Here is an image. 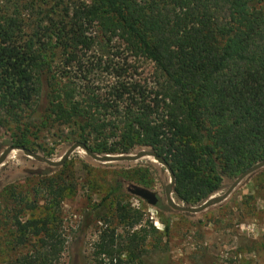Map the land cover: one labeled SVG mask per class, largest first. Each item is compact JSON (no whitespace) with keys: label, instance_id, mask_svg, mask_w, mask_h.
I'll return each instance as SVG.
<instances>
[{"label":"trees","instance_id":"1","mask_svg":"<svg viewBox=\"0 0 264 264\" xmlns=\"http://www.w3.org/2000/svg\"><path fill=\"white\" fill-rule=\"evenodd\" d=\"M133 58L154 64L151 86L129 72ZM96 72L110 75L105 88ZM55 127L96 153L150 146L175 173L174 196L203 203L264 161V0H0V149H33ZM72 189L46 176L13 195L4 216L24 251L12 264L59 263ZM27 192L44 204L24 217ZM113 205L92 206L93 264H146L167 246L169 224L162 233L124 199Z\"/></svg>","mask_w":264,"mask_h":264},{"label":"rangeland","instance_id":"2","mask_svg":"<svg viewBox=\"0 0 264 264\" xmlns=\"http://www.w3.org/2000/svg\"><path fill=\"white\" fill-rule=\"evenodd\" d=\"M129 65V72L136 79L149 86L154 83L157 71L149 60L133 58ZM93 77L95 85L102 88L111 81L110 75L105 72H96ZM71 131L67 127H55L37 132L31 139L33 149L29 150L58 161L76 142ZM5 133L11 141V134ZM7 146L0 149V155ZM148 149L152 148L142 145L129 153L106 155H134ZM48 168L44 162L24 156L19 151H13L0 167V264H12L24 251L13 247L14 229L8 217L4 216L11 207L13 195L32 191L39 179L46 176H60L73 185L63 200L62 234L66 243L58 264H93V245L101 225L95 221L98 212L92 211V206L106 201L105 207L111 214L117 197L143 212L145 220L153 223L160 232H165L166 224L170 226L168 236L163 237L167 246H163L158 253L148 254L146 264H264V169L242 182L224 202L200 214H189L174 211L167 205L165 187L170 182V175L152 158L101 164L84 151L76 150L62 167L45 173ZM145 169L150 172L148 187L138 182V172ZM118 180L123 183L122 193L111 195ZM233 182L225 179L222 189L212 197L222 196ZM130 184L156 192L158 206L151 207L132 196L127 191ZM27 193L28 209L24 217L35 213L30 207L44 204V201L33 197L32 192ZM173 201L179 206H188L179 201L174 193Z\"/></svg>","mask_w":264,"mask_h":264},{"label":"water","instance_id":"3","mask_svg":"<svg viewBox=\"0 0 264 264\" xmlns=\"http://www.w3.org/2000/svg\"><path fill=\"white\" fill-rule=\"evenodd\" d=\"M76 150L84 151L88 157L92 158L93 160L101 164L137 162L138 160L144 157L154 159L155 162L163 166L170 175V182L165 187L167 205L170 208H172L174 211L189 213V214H200L208 210L209 208L224 202L242 182H244L246 179L251 177L256 172L264 169V161H260L254 166L247 169L245 172H243L238 178H236L234 182L231 184V186L228 188L226 193H224L222 196L218 198H214L211 196L197 207H192V206L186 207V206H179L177 205V203L175 204V202L173 201V193H174V187H175V182H176L175 173L171 169V166L166 161V159L163 156L157 154L153 149L142 150L134 155H116V156L106 155V154L99 155L91 151L88 148V146L85 145L84 143L75 142L68 148V150L62 155V157L58 161H53L48 158L42 157L39 154L34 153L30 151L29 149H26L23 146L9 145L3 150V152L0 155V167L4 165V162L6 161L7 157L13 151H19V152H22L24 156L37 159L47 164L49 168L45 171V173H50L51 170H55V169L62 167ZM127 191L132 196L146 202L151 207H157L159 204L158 194L154 191L149 190L148 188L130 184L127 187Z\"/></svg>","mask_w":264,"mask_h":264}]
</instances>
